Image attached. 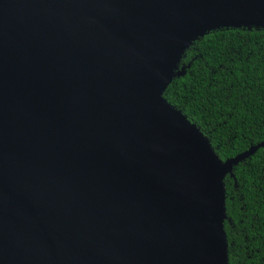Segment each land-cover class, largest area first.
<instances>
[{
  "label": "water",
  "instance_id": "obj_1",
  "mask_svg": "<svg viewBox=\"0 0 264 264\" xmlns=\"http://www.w3.org/2000/svg\"><path fill=\"white\" fill-rule=\"evenodd\" d=\"M264 0H0V264H224L225 160L162 98Z\"/></svg>",
  "mask_w": 264,
  "mask_h": 264
},
{
  "label": "trees",
  "instance_id": "obj_2",
  "mask_svg": "<svg viewBox=\"0 0 264 264\" xmlns=\"http://www.w3.org/2000/svg\"><path fill=\"white\" fill-rule=\"evenodd\" d=\"M162 93L220 162L263 146L219 180L224 264H264V31L222 29L186 48Z\"/></svg>",
  "mask_w": 264,
  "mask_h": 264
}]
</instances>
